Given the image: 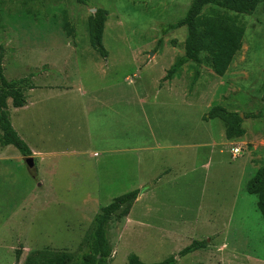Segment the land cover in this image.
<instances>
[{
	"label": "rangeland",
	"instance_id": "374dc122",
	"mask_svg": "<svg viewBox=\"0 0 264 264\" xmlns=\"http://www.w3.org/2000/svg\"><path fill=\"white\" fill-rule=\"evenodd\" d=\"M86 1L0 0L3 75L40 87L27 91L24 110L8 101L11 126L41 155L28 169L13 147L0 149V264L44 251L80 256L94 217L134 190L128 216L109 223L108 264L130 255L264 264V221L246 192L264 165V3L251 16L230 14L244 35L223 77L187 63L165 81L184 55L176 24L191 0ZM96 9L108 13L105 58L88 41ZM78 88L98 102H83ZM213 106L261 118L227 140L220 120L204 119ZM194 242L204 248L180 255Z\"/></svg>",
	"mask_w": 264,
	"mask_h": 264
},
{
	"label": "trees",
	"instance_id": "16d2710c",
	"mask_svg": "<svg viewBox=\"0 0 264 264\" xmlns=\"http://www.w3.org/2000/svg\"><path fill=\"white\" fill-rule=\"evenodd\" d=\"M76 2L87 6L86 0H76ZM261 3H264V0H191L187 13L176 24V27L185 28L186 31L184 55L167 71L163 79L170 81L187 63H192L195 67L206 65L216 77H223L234 56L242 47L244 29L238 25L235 17L253 15ZM207 8L211 9L212 13L204 15ZM107 16L106 10L96 9V12L87 19L89 45L103 58L107 57L102 45ZM68 26L65 24L64 29L68 30ZM171 29H174L173 25L167 26V30ZM69 32L68 34L73 36L72 32ZM3 51L4 47L0 45V149L11 146L23 159H26L32 157V153L11 126L8 101L12 109L24 108L27 105L26 93L34 89V85L27 78L12 81L5 79L1 67ZM248 118L260 119L261 115L254 113L242 119L236 112H230L221 106H213L209 109L207 117H204L206 120H220L224 125V136L227 140H237L245 135L242 125ZM246 192L257 196V208L264 221V165L249 180ZM140 193V190H134L121 195L100 210L93 219L91 232L85 238V252L80 256L75 258L67 253L44 251L30 254L24 264H108L111 257L108 240L109 223L115 215L120 218L127 217ZM203 248L202 243L194 242L180 255L186 256ZM174 263L173 258H168L154 264ZM127 264L145 263H142L137 256L130 255Z\"/></svg>",
	"mask_w": 264,
	"mask_h": 264
},
{
	"label": "crops",
	"instance_id": "0c3cea01",
	"mask_svg": "<svg viewBox=\"0 0 264 264\" xmlns=\"http://www.w3.org/2000/svg\"><path fill=\"white\" fill-rule=\"evenodd\" d=\"M64 75H66V74H64ZM40 87H38V86H35L34 85V89H32V90H30V92H32V91H35V90H37V89H39ZM44 89H49V88H51V87H43ZM56 90V89H55ZM64 90H72V89H70L69 87L68 88H66V89H64ZM110 90V89H109ZM77 93H78V95H79V98H81L82 100H83V102H85V103H87V102H90V100H91V102L92 101H97V99H89V95H88V93L86 92V91H84L83 89H81V88H78L77 89ZM98 102V101H97ZM29 105H30V101L28 102V107H29ZM99 105H101V104H99ZM27 108V105L24 107V108H22V109H13V110H24V109H26ZM11 113V112H10ZM30 149V151H31V153H32V155H34L35 157H36V155H38V156H41L40 154H39V152L36 150V149H33V148H29ZM37 152V153H36Z\"/></svg>",
	"mask_w": 264,
	"mask_h": 264
},
{
	"label": "water",
	"instance_id": "95a60500",
	"mask_svg": "<svg viewBox=\"0 0 264 264\" xmlns=\"http://www.w3.org/2000/svg\"><path fill=\"white\" fill-rule=\"evenodd\" d=\"M93 14L96 12V10H91ZM242 118V116H241ZM25 165L27 166L28 169H31L34 167V161L33 158L29 157L24 160Z\"/></svg>",
	"mask_w": 264,
	"mask_h": 264
},
{
	"label": "built area",
	"instance_id": "2783aa9c",
	"mask_svg": "<svg viewBox=\"0 0 264 264\" xmlns=\"http://www.w3.org/2000/svg\"><path fill=\"white\" fill-rule=\"evenodd\" d=\"M232 154H233V156L235 155V154H238V149H234L233 151H232Z\"/></svg>",
	"mask_w": 264,
	"mask_h": 264
}]
</instances>
